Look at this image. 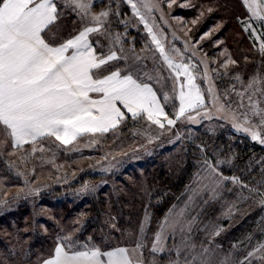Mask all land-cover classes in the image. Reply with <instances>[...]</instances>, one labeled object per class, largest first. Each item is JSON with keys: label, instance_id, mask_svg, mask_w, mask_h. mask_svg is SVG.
I'll return each instance as SVG.
<instances>
[{"label": "rangeland", "instance_id": "1", "mask_svg": "<svg viewBox=\"0 0 264 264\" xmlns=\"http://www.w3.org/2000/svg\"><path fill=\"white\" fill-rule=\"evenodd\" d=\"M239 1L247 12L243 28L245 25H251L248 31L244 29L241 32L236 31L239 33V37L248 44L245 50L249 49L251 53V56L245 57L243 66L238 64L234 58L238 54L233 49L234 45L231 43L230 37H226L224 41L215 40L216 49L214 52L207 50L201 41L202 38L210 36V31L204 32L199 40L194 38V26L198 25L196 18L200 17L202 20L206 10L212 11L209 9L210 6L206 10L204 7L197 6L198 15L192 19H186L178 14V8L192 7L194 6L192 1L147 0L151 11L138 4L141 13L152 27L153 33L160 40L173 62L188 65L195 78L194 83L200 89L204 103L190 111L200 110L198 113L190 114L194 117L193 120L187 119L189 113L185 117H181L180 119L185 121L181 122L180 127H177L176 123L170 126L162 118L165 127L160 128L149 121L147 116L139 115L135 118L131 117L135 121L131 123L130 129L126 133H119L111 139L99 136L101 133H98L82 145L94 154V159L88 167L94 168L93 170L102 175L114 167H121L123 163H128V160L145 159L148 158L145 156L149 155L159 156L162 161L173 159L175 153L177 151L181 153L182 146L187 143L184 134L186 126L189 127V122L197 125L206 119L207 121L213 120L211 125L217 126L221 119L224 120V128H227L224 134V151H226L220 164H224V172L235 174L230 177H238L241 184H234L231 180H221L217 186L213 180L219 179V177H216L212 169L208 167V164L212 166L213 164L208 160L201 161L200 167L195 172L196 178L188 188V198L184 203L173 206L156 226L144 223L143 233L140 230L135 232L132 229H127L121 240H116V243L126 244L132 249L135 248L137 242L142 243L143 247L138 250V252L140 250L142 252L137 253V257L144 260L146 264H170L171 261L177 259V246L182 249L179 257L181 264H183L184 256L189 253L195 254L199 259L207 260L208 264H220L226 258H228L229 264H239V261L245 260L248 252L255 251L264 244V205L260 203L261 199H264L260 195V193H264V144L255 140L256 143L252 148L261 150L251 155L253 161L248 164L244 160L236 163L235 158L242 157L247 148L243 144L237 146L236 144L241 142V139L233 137L230 131L244 134L250 140H253L252 132H258L264 137V127L260 126V121L264 118V54L260 52V44L264 42V21L253 17L243 0ZM58 7L62 22L53 28L49 36L55 34V38L65 37L67 34L57 33L56 29L64 32L68 26L67 30L71 33L79 32L84 26H97L92 23L91 15L81 19L80 15H77L71 7L66 5V0H58ZM126 7L130 8L133 17L125 14L119 24L128 27L121 32L118 29H112L111 17L114 13L118 17L122 10H126ZM213 9L216 11L218 8L215 6ZM101 11H108L109 16L104 18L102 32L92 33L91 36L96 42L100 54L106 56L110 51H114L120 57V59L110 62V69H120L122 73L131 74L134 78L153 84L163 103L171 106L172 112L176 113L179 108V85L186 84L185 77L181 76L177 81L175 73L164 62L151 35L139 18L133 15L130 5L126 4L124 0H93L91 14L97 15ZM261 15H264V10L261 11ZM65 21L68 22V25H63ZM139 27L142 28L138 29ZM215 27L217 29V26ZM218 27H223V21H219ZM212 28L210 27L208 30H212ZM130 29H134L138 34L146 35V40L141 42V49L135 48V36H128ZM117 35L120 37L118 42L115 39ZM230 61H235V63ZM219 63L222 64L221 69L224 68V85L218 79L220 71H214V65ZM232 66L236 68V77L228 83L226 76L232 70L226 71V68ZM148 76H151L152 79L149 80ZM254 78L255 83H253ZM249 84H252V87H249ZM209 89H211L210 92ZM184 91H188L187 87L184 88ZM238 93L242 95H238ZM165 94L169 97L167 101L163 99ZM252 104H255L256 107L253 108ZM257 110L260 111V115L254 114ZM168 118L174 119L170 115ZM246 118L249 121L247 123L245 122ZM245 128L250 131H244ZM194 136L195 134L192 133L189 140H193ZM51 138L56 140L55 137ZM235 146L240 150L243 148L242 152L236 151L234 155H228L231 153L230 149H234ZM37 148H42L41 144ZM170 148H173V152L169 150ZM195 153L197 157H202L200 152ZM26 162L28 163V159ZM33 162H35L34 159ZM59 165L63 166L65 163ZM217 170L220 172L219 169ZM239 172L244 175L239 176ZM223 176L228 175L224 173ZM103 182H106V179H103ZM242 183L249 187H245ZM90 184V182H86L80 191L87 190ZM249 189H258V191L251 192ZM181 212H183V215L179 217L181 225L191 222V231L185 229L181 233L178 226L173 237L172 230L168 229L164 233L165 251L153 253L151 245L160 225L165 222L166 218L170 221L177 219V214ZM250 226L253 230L249 233L247 229ZM182 240L189 245L194 244L195 248H186L181 243ZM113 241L115 240L108 241V244L104 245L112 246L110 244L115 243ZM60 242H63V239ZM83 243L94 244L78 242V246ZM205 248L208 249V252L203 251ZM261 254L264 253L257 252L255 256L248 257L245 264H249V261L250 264H261L257 259Z\"/></svg>", "mask_w": 264, "mask_h": 264}, {"label": "trees", "instance_id": "2", "mask_svg": "<svg viewBox=\"0 0 264 264\" xmlns=\"http://www.w3.org/2000/svg\"><path fill=\"white\" fill-rule=\"evenodd\" d=\"M187 1H192L194 6L178 8V14L186 19L198 15L197 6L204 7L205 10L210 6L209 9H212L210 12L205 11L202 20L200 17L196 18L198 25L194 26V38L199 40L204 32L210 31V36L202 38L201 41L207 50L214 52L215 40L224 41L226 37H230L233 49L238 54L234 58L243 66L245 57L251 56V53L249 49L245 50L248 44L236 32L243 31V21L247 18L241 2ZM215 6L219 10L215 11ZM125 9L118 17L116 14L111 17L112 29L121 32L128 27L119 24L125 14L132 16L130 8ZM66 21L63 25H68ZM219 21H223V27H218ZM61 22L59 19L52 26V31ZM210 27H213L212 30H208ZM67 29L69 26L64 32L56 29L57 33L67 35L55 39L60 41L78 33H71ZM141 34L134 29L128 32V36H135L136 49H141V42L146 40V35ZM221 66V63L214 65V71H220L218 79L224 85V68L221 69ZM231 70L226 76L228 83L236 77L234 66L226 68V71ZM163 105L166 113L175 119L171 106ZM131 117L127 115L121 124L99 136L111 139L119 133H126L135 121ZM183 121L178 119L176 126L180 127ZM213 122L206 119L197 125L189 122L184 134L187 143L182 146L183 154L177 151L173 159L162 161L159 156L149 155L145 159L128 160V163L114 167L102 175L88 167L94 154L87 147H82L98 133L84 134L68 145L51 137H43L34 144L12 147L0 131V264H42L43 260L53 255L57 243L65 236L78 242H92L103 250L126 246L116 243V240H121L127 229L137 232L144 223L156 226L173 206L187 200L188 188L196 178L195 172L201 161H210L223 175H228L227 177L235 175L224 172V164H220L226 151L224 134L227 128H224V120L221 119L217 126L211 125ZM230 131L233 137L241 139L236 145L243 144L247 148L242 157L235 158V162L244 160L248 164L253 161L251 155L261 150L252 148L256 141L250 140L244 134ZM192 133L195 136L190 141ZM39 144L43 151L33 152L32 149ZM237 146L230 149L231 153L228 155H234L236 151L241 153L243 148L240 150ZM169 150L173 152V148ZM195 152H200L202 157H197ZM63 163L65 165H59ZM238 175L242 177L244 174L239 172ZM86 182L91 183L88 189L80 191ZM252 230L251 226L247 229L249 233ZM112 240H115V243L110 244L112 246L104 245Z\"/></svg>", "mask_w": 264, "mask_h": 264}, {"label": "snow or ice", "instance_id": "3", "mask_svg": "<svg viewBox=\"0 0 264 264\" xmlns=\"http://www.w3.org/2000/svg\"><path fill=\"white\" fill-rule=\"evenodd\" d=\"M124 2L130 5L133 15L143 23L164 62L175 73L177 81L181 76L186 79V84L179 85V108L175 119L168 118L157 91L150 83L122 73L120 69L110 70V62L120 59L116 52L110 51L106 56L97 55L89 41V35L102 32L104 18L109 16V12L101 11L92 15L93 0H66V5L80 15L81 19L91 15L92 23L97 26H84L76 35L62 42L55 39V34L49 36L52 26L61 15L56 0H0V131L12 147L34 144L43 137H55L61 144H70L84 133H106L125 117L118 104L131 113L133 118L141 113L146 114L147 119L160 128L165 127L162 118L168 125H175L178 119L203 105V97L194 83L195 78L188 65L173 62L141 13L138 4L151 11L147 0ZM243 3L253 17L264 21V15H261L264 0H243ZM250 27L251 25H245L244 30L248 31ZM115 39L118 42L119 35ZM260 52L264 54V42L260 44ZM147 78L152 79L151 76ZM185 87L187 92L184 91ZM90 93L97 94L98 98H92ZM163 99H169L167 94ZM251 106L256 107L255 104ZM254 114L260 115V111L257 110ZM187 119L191 121L194 117L188 114ZM245 122H249L247 118ZM260 126L264 127V118L261 119ZM244 131L248 132L250 129L245 128ZM252 139L264 144V137L258 132H252ZM38 150L43 151V148L32 149L33 152ZM208 167L219 177L213 180L217 186L221 180L241 184L238 177L223 176L216 167L211 164ZM249 191L257 192L258 189ZM260 195L264 197V193ZM260 203L264 205V199ZM182 215L183 212L177 214L178 218L171 221L166 218L160 225L151 245L153 253L165 251L164 233L168 229L172 230L173 237L178 226L181 233L185 229L191 231V222L181 225L179 217ZM145 219H148L147 214ZM140 231L144 232L143 224ZM181 243L186 248H195L194 244L189 245L184 240ZM142 247V243L137 242L131 252L127 247L119 246L103 250L89 243L78 246L77 241L65 236L63 242L57 243L53 255L43 260L42 264H143L142 259H133V255ZM203 251L208 252V249ZM257 252L264 253V244L255 251L248 252L245 260L239 261V264H245L248 257L255 256ZM181 253L182 249L177 246V259L170 264H181ZM257 259L264 264V254ZM197 262L208 264L207 260L199 259L191 253L183 258V264ZM220 264H229L228 258Z\"/></svg>", "mask_w": 264, "mask_h": 264}, {"label": "crops", "instance_id": "4", "mask_svg": "<svg viewBox=\"0 0 264 264\" xmlns=\"http://www.w3.org/2000/svg\"><path fill=\"white\" fill-rule=\"evenodd\" d=\"M56 3H57V5H58V0H56ZM62 40H64V39H62ZM62 40H60V41H58V42H62ZM89 41H90V43H92V45H93V47L96 49V52H97V55H100V52L98 51V49H97V45H96V42L92 39V36H91V34L89 35ZM112 62V61H111ZM134 78V77H133ZM153 87V86H152ZM154 88V87H153ZM155 90V89H154ZM90 95L92 96V98H98V96H97V94H95V93H90ZM158 95V94H157ZM159 97V96H158ZM159 99H160V97H159ZM160 103L163 105V103H162V100L160 99ZM164 106V105H163ZM118 107H120L121 108V111L122 112H124L125 113V117L127 116V115H129V116H132V114L131 113H129L125 108H123V106L122 105H119L118 104ZM165 109V108H164ZM165 112H166V110H165ZM141 115H145L146 116V114H144V113H141ZM124 117V118H125ZM122 122V120L119 122V124ZM118 124V125H119ZM117 125V126H118ZM116 126V127H117ZM111 130V129H110ZM84 134H87V133H84ZM84 134H81V135H79V136H77L76 137V139L78 138V137H80V136H82V135H84ZM88 134H90V133H88ZM76 139H74V140H76ZM73 140V141H74ZM242 185H244V186H248V185H246V184H243L242 183ZM249 187V186H248ZM251 188V187H250ZM119 247H127L129 250H130V252H131V250H132V248H130V247H128V246H119ZM107 250H110V249H107ZM142 252V250H140V252H136L134 255H133V259L135 260V259H137L138 257H137V253H141ZM143 264H146L145 262H144V260H143Z\"/></svg>", "mask_w": 264, "mask_h": 264}]
</instances>
